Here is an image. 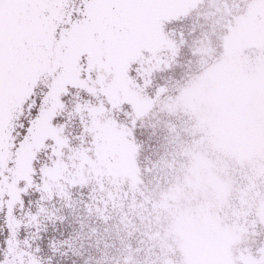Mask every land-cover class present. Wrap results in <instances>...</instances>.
Masks as SVG:
<instances>
[{
  "label": "snow or ice",
  "instance_id": "obj_1",
  "mask_svg": "<svg viewBox=\"0 0 264 264\" xmlns=\"http://www.w3.org/2000/svg\"><path fill=\"white\" fill-rule=\"evenodd\" d=\"M186 2L0 0V264H77L72 238L57 232L63 210L88 200L81 191L74 202L69 183L71 149L88 122L78 105L95 103L81 81L95 80L98 62L118 71L130 52L147 55L154 22ZM209 7L200 28L213 24L220 60L207 74L206 107L264 164V0H209ZM139 63L128 60L129 76ZM255 179L258 192L228 220L239 240L197 249L189 264H264V177Z\"/></svg>",
  "mask_w": 264,
  "mask_h": 264
},
{
  "label": "flooded vegetation",
  "instance_id": "obj_2",
  "mask_svg": "<svg viewBox=\"0 0 264 264\" xmlns=\"http://www.w3.org/2000/svg\"><path fill=\"white\" fill-rule=\"evenodd\" d=\"M214 10L197 0L183 13L160 14L147 55L130 52L118 71L98 62L95 80L81 81L95 103L78 105L88 122L71 149L69 183L74 202L81 191L88 200L63 210L57 232L72 238L77 264H189L197 249L239 240L228 220L258 192L264 164L205 104L220 53L213 24L200 25ZM128 60H139V82L128 75Z\"/></svg>",
  "mask_w": 264,
  "mask_h": 264
},
{
  "label": "water",
  "instance_id": "obj_3",
  "mask_svg": "<svg viewBox=\"0 0 264 264\" xmlns=\"http://www.w3.org/2000/svg\"><path fill=\"white\" fill-rule=\"evenodd\" d=\"M197 0H187L185 6L181 7V8H176V9H169V10H166L164 12L161 13V16L163 18H167V17H170V16H175L179 13H183L186 11V9L189 7V6H192L195 4Z\"/></svg>",
  "mask_w": 264,
  "mask_h": 264
}]
</instances>
